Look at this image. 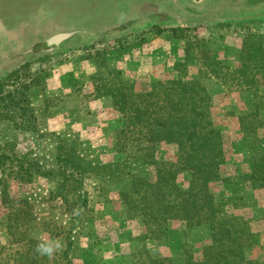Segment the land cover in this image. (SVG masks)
I'll list each match as a JSON object with an SVG mask.
<instances>
[{
  "label": "rangeland",
  "instance_id": "374dc122",
  "mask_svg": "<svg viewBox=\"0 0 264 264\" xmlns=\"http://www.w3.org/2000/svg\"><path fill=\"white\" fill-rule=\"evenodd\" d=\"M134 2L0 0V264H31L26 242L7 232L6 187L34 215L18 238L59 243L46 264H211L207 223L162 217L157 227L148 209L174 200L173 185L189 190L197 170L184 162L207 130L222 132L225 158L210 183L215 205L249 223L253 244L240 264H264V23L105 27ZM63 33L67 41L48 44ZM160 122L180 137L158 141ZM66 158L84 170L78 217L63 199L49 204L63 181L48 173Z\"/></svg>",
  "mask_w": 264,
  "mask_h": 264
},
{
  "label": "trees",
  "instance_id": "16d2710c",
  "mask_svg": "<svg viewBox=\"0 0 264 264\" xmlns=\"http://www.w3.org/2000/svg\"><path fill=\"white\" fill-rule=\"evenodd\" d=\"M177 95L175 93L173 96ZM197 96V95H195ZM195 116L197 118L206 119V113L200 112L197 108V101L195 100ZM171 105V112L177 111L174 104ZM196 109V110H195ZM135 110L134 112H138ZM257 116V115H252ZM171 117V114H168V118ZM197 130H201L197 124H194ZM262 126L258 124V127ZM158 130L154 128L151 132L160 140L158 141H167L168 143L174 139L180 137L177 132L174 130L172 124H167L166 122H160L158 125ZM257 127H253V132H256ZM208 131V130H207ZM206 131L205 134H199L198 136H193L192 140L194 146L191 147L192 153L187 156V162H184V166L191 171H196L197 174H193V179L188 191H182L178 186L173 185L171 187V192L174 194V200L171 202L162 203L160 200H156V206L149 207V212L154 211L159 214L157 216L158 220L155 222L157 227H161L162 221L164 219H180L185 220L189 225H200L207 223L212 230L213 245L208 247L210 251L209 260L211 264H240V257L245 256V250H250L253 240L248 232L247 226L248 222H245L243 219L235 218L230 215L228 211H224L223 207L220 204L215 205L214 198L210 193V183L214 180L220 179L219 169L221 164L224 163V153L222 149V132L219 130ZM211 147L212 152H207V148ZM58 170L56 172L48 173L50 176L60 175L62 181L58 185V189L52 191L49 197V204L51 207L56 208L54 202L58 199H63L65 204H63V212L65 214H71L78 217L81 214L83 208L87 207V199L84 194L79 190L81 185V176L83 175V169L81 168L80 161L72 160L66 158L65 160H58ZM78 163V164H76ZM164 165L170 166V163H162ZM252 175L251 177H253ZM141 183H145L140 180ZM148 184V183H147ZM152 186H149V188ZM3 193V205L5 208L11 210V215L8 219L7 232L12 241H22L27 244L28 259L31 264H46L45 255H41L36 247L39 243L36 239L29 238L27 235L22 238H18L19 229L18 226L23 223H27L26 220L34 218L33 212L30 206L27 205V200H18L15 202V199L9 194L6 193V188ZM156 189L161 193V188L156 187ZM144 194L148 193L147 190L143 191ZM136 193V192H135ZM142 196V192L137 193ZM69 199H75L77 203H70ZM18 205V206H17ZM29 205V203H28ZM29 208V210H28ZM137 212V211H135ZM147 215V214H146ZM154 214L149 217L154 218ZM210 215V219L206 220V216ZM220 215V216H218ZM153 224V223H151ZM154 225V224H153ZM212 252V253H211ZM18 254L21 255V258L26 254L25 252L18 251ZM226 257H234L235 261H230ZM217 258H220L219 260ZM244 264H251L248 262V259L243 257ZM69 264V263H67Z\"/></svg>",
  "mask_w": 264,
  "mask_h": 264
},
{
  "label": "crops",
  "instance_id": "0c3cea01",
  "mask_svg": "<svg viewBox=\"0 0 264 264\" xmlns=\"http://www.w3.org/2000/svg\"><path fill=\"white\" fill-rule=\"evenodd\" d=\"M136 2L132 3L131 10L129 12L119 11L115 15L116 21L112 24L105 25V27H113L115 23H120L121 21L129 20L131 16L136 17H146L147 15H152L153 13L166 14L172 16V14L181 13L180 3L182 0H135ZM234 3L242 2L245 3L246 8L241 7L233 10H225L222 9L225 4L229 2V0H205L204 4L209 2L210 9L207 10V13L202 18H192L190 20H183L185 22L192 24L198 23H208L212 25H216V27H227L228 21H235V24H240L242 18L252 17L253 21L258 22L261 21L264 23V0H232ZM183 3V2H182ZM196 4L197 1L194 0ZM203 4V3H202ZM197 6V5H195ZM138 9V11H137ZM263 16V17H262ZM189 19V18H188ZM240 19V20H239ZM169 24L173 23L169 19H167ZM164 21V19H163ZM244 21V20H243Z\"/></svg>",
  "mask_w": 264,
  "mask_h": 264
},
{
  "label": "flooded vegetation",
  "instance_id": "af4514ba",
  "mask_svg": "<svg viewBox=\"0 0 264 264\" xmlns=\"http://www.w3.org/2000/svg\"><path fill=\"white\" fill-rule=\"evenodd\" d=\"M196 1H197V3L195 4L194 0H182L183 3L182 2L180 3V8H181L182 12L177 13V14H172V16H169L166 14L153 13L152 15H147L143 19H138L136 16L133 15L130 17L128 22H126V23L122 24V26H120L119 30H122V31L129 30V29L133 28L132 26H130L133 24L137 25V26H139L138 24H142L145 26L151 24L153 26H156V28H157V26L163 27L164 24L168 23L167 19H169L170 21H172L174 24H177V25L183 26V25L187 24L188 26H192L191 23H189V21L187 23L183 20L187 21V20L192 19L193 17L197 18V19L202 18L207 13V10L210 9L209 2L207 4H204L205 0H196ZM195 5H197V6H195ZM137 11H138V9H137ZM139 18H142V17H139ZM163 19H164V21H163ZM134 27H136V26H134ZM65 35H66V37H63L59 40L56 38L57 36H65ZM57 36H54V38H56V41H54L53 44L54 43L61 44L70 38V34H67V33L59 34ZM54 38H51L50 40H52ZM50 40L48 42H50ZM48 44H50V43H48Z\"/></svg>",
  "mask_w": 264,
  "mask_h": 264
},
{
  "label": "clouds",
  "instance_id": "9594fccd",
  "mask_svg": "<svg viewBox=\"0 0 264 264\" xmlns=\"http://www.w3.org/2000/svg\"><path fill=\"white\" fill-rule=\"evenodd\" d=\"M60 245L58 242L44 241L37 245L36 250L41 255L52 256L54 250L59 249Z\"/></svg>",
  "mask_w": 264,
  "mask_h": 264
},
{
  "label": "water",
  "instance_id": "95a60500",
  "mask_svg": "<svg viewBox=\"0 0 264 264\" xmlns=\"http://www.w3.org/2000/svg\"><path fill=\"white\" fill-rule=\"evenodd\" d=\"M63 37H66V35L65 36H57L56 38L59 40V39H61ZM56 38L50 40V42H48V43H53L54 41H56Z\"/></svg>",
  "mask_w": 264,
  "mask_h": 264
}]
</instances>
